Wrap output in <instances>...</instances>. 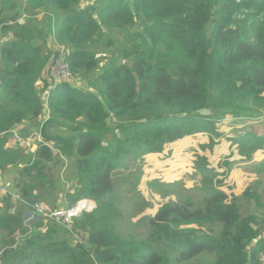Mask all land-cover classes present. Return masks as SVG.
Masks as SVG:
<instances>
[{
    "label": "trees",
    "instance_id": "trees-1",
    "mask_svg": "<svg viewBox=\"0 0 264 264\" xmlns=\"http://www.w3.org/2000/svg\"><path fill=\"white\" fill-rule=\"evenodd\" d=\"M9 7L18 10L7 13ZM23 11L43 18L21 23ZM0 25L13 34L0 48V173H15L14 191L27 202L47 201L59 189L65 157L70 205L85 197L97 203L69 227L45 219L30 231L20 213L1 212L12 200L0 195L1 264H261L264 219H241L236 199L221 187L236 163L264 170V160H255L264 153V123L231 136L218 126L227 117L264 121V0H26L25 7L0 0ZM117 33L124 37L116 50L99 56L94 47L116 45ZM54 35L86 89L55 85L49 76L53 51L45 44ZM46 106L41 134L49 144H36L26 158L23 144L10 146L11 131ZM201 132L213 143L230 142L217 165L222 171L201 157L195 168L206 177L203 186L143 215V233L119 234L113 172L135 161L141 179L147 155ZM218 222L226 225L219 238L200 231Z\"/></svg>",
    "mask_w": 264,
    "mask_h": 264
},
{
    "label": "rangeland",
    "instance_id": "rangeland-1",
    "mask_svg": "<svg viewBox=\"0 0 264 264\" xmlns=\"http://www.w3.org/2000/svg\"><path fill=\"white\" fill-rule=\"evenodd\" d=\"M21 1L25 3V0ZM84 1L86 0H83V2ZM31 19H33V22L40 21L34 18ZM40 25L42 26L43 23H40ZM140 29L141 28L137 26L132 28L131 32L138 33L141 31ZM114 36L117 40L116 45L114 43L111 46H106L105 41L94 47L99 56L104 58L108 54L111 55L112 51L116 50V47L119 45L118 40H123L124 33H117L111 37ZM39 43L43 45L44 41L41 40ZM48 45L49 42L45 44L46 50L48 49L49 52L53 51L51 45L47 47ZM96 73H98V71ZM91 76H94V74ZM80 84L82 89H86L84 83ZM226 120L229 121H224L218 126L220 131L224 132L226 136L238 134L239 131H241V129H238L240 128V124H236L239 121H232V117H227ZM255 120L256 119H253V121L249 122H253L256 126H260L264 123V121ZM43 124L40 125V130ZM50 145H52V143H50ZM229 146L230 142H227L224 138L218 140V142L215 140L213 143L208 133L201 132L186 137L180 145L173 149V151L170 148L164 154L147 155L146 162L142 167L143 177L141 179L136 178L133 174V171L136 170L135 161L126 169L113 172L112 179L116 183V201L123 211V219L117 227L118 233L121 235H139L143 233L145 231L144 227L141 224H137L143 215L155 213L159 206L167 202L186 198L187 193L184 192L185 189L193 188L196 184L203 186L202 179H206V177L201 173L196 174V162L201 160V157H206L208 159V165L210 167H215L217 171L220 172L222 171L221 167L217 165L220 161L223 162L227 159V156L231 153L232 149ZM55 151L59 152L58 150ZM62 160L65 162L64 166L61 167L60 165L57 169L60 171L58 174L59 179L57 176L56 181L59 189L56 191L50 190L49 193L53 196L48 197L47 201L36 202L44 205L49 211L71 206L70 201L66 199V189L70 187L73 175L68 174L70 164L67 158L64 157ZM27 162H24V165L28 164ZM14 174V172L10 174L6 173L5 177L6 180H8L6 182L13 183V178H16ZM220 177L217 176V178ZM58 182L64 186L62 187ZM164 182H176V185L174 187H169L160 184ZM221 189L227 192L231 198L233 196L236 199L241 219L249 214L264 219V170L257 172L250 165L247 166L236 163L233 166L231 176L225 181ZM249 189L251 193L257 195L259 202L257 198L247 193ZM11 200V203L9 201H4L1 212L20 213L24 224L29 226L30 231H33L36 225L44 223L45 219H47L46 222L49 223L48 220H50V218L35 212L29 205L18 199L11 198ZM40 228L44 227L42 226ZM200 231L210 232L214 237L219 238L226 231V225L222 222H218L213 226L206 224ZM1 239L0 237V245L3 244ZM259 259L261 264H264V262L261 261L260 255Z\"/></svg>",
    "mask_w": 264,
    "mask_h": 264
},
{
    "label": "built area",
    "instance_id": "built-area-1",
    "mask_svg": "<svg viewBox=\"0 0 264 264\" xmlns=\"http://www.w3.org/2000/svg\"><path fill=\"white\" fill-rule=\"evenodd\" d=\"M23 16H27V14L23 13ZM50 45L53 48V58L48 69V74L52 79L55 80V85L62 82H68L71 83L72 85L82 87L79 79L71 70L70 65L68 63L67 56L69 53V49L64 45L60 44L56 40L55 35L54 38L51 40ZM47 98H48V94L44 96V99L47 100ZM48 112L49 110L46 106L45 109V113L47 114L46 120L48 119ZM46 120H44V122ZM13 141L23 144V146L26 148L32 147L36 142L42 144H48L44 141L41 134V130L27 137H22L21 135L14 132ZM0 195L9 196L12 199H18L19 201H22L25 204L29 205L31 208H33L35 212L45 217H48L52 220H56L57 222L62 223L67 227L71 225L74 218L79 217L83 212L93 211L97 208V203L94 199L85 197L80 199L73 206L58 208L49 211L44 205L40 203L31 204L26 200H24L23 198H21L13 190V185L11 182L0 183ZM260 258L261 261L264 262V250L260 253Z\"/></svg>",
    "mask_w": 264,
    "mask_h": 264
},
{
    "label": "crops",
    "instance_id": "crops-1",
    "mask_svg": "<svg viewBox=\"0 0 264 264\" xmlns=\"http://www.w3.org/2000/svg\"><path fill=\"white\" fill-rule=\"evenodd\" d=\"M24 7H25V3H24ZM17 10H18L17 7H15V8H10L9 7V8L6 9L7 13H14ZM23 13H24V11H23ZM42 18H43V14L41 13V14L38 15V17H36L34 19L41 20ZM29 19H31V18H29L28 15L27 16H22L21 15L19 17L18 21L23 23V22H28ZM2 27H4V26L0 25V48L2 47L3 44H5L6 42H8L11 39H13L12 32L5 31V30H3ZM49 46H50V42H49V45L47 47H49ZM0 68H1V59H0ZM46 117H47V114L44 111L42 116L38 117V119H36V120H28V121L24 122L23 124L16 126L11 131V134H10V146H12V147L13 146H19V143L13 141L14 132H16L17 134H19L21 136H24V137H27V136H29L31 134H34L35 132H39V130H40L39 127H40L41 124H43L44 120H46ZM229 120H231V119H229ZM229 120H224V121L228 122ZM232 120H233V118H232ZM234 121H236V122L239 121L236 124L237 125L240 124V128H238V129H241V130H249L251 128H257V126L255 124H253V122H249L247 120L238 119V120H234ZM250 121H253V120H250ZM23 134H25V135H23ZM182 142L173 145L171 147V150L173 151V149H175ZM36 144H38V143L36 142L32 147H30L31 149L30 148H26L24 146H21L22 148L25 149L26 153L29 152L28 153V157L26 156V158H30V157H32L34 155V152H35L36 146H37ZM255 160H257V162H260V161L264 160V153L263 152L258 153L255 156ZM240 165H247V166L250 165V166H252L251 163H248V162H242V163H240ZM6 181H8V180H6L5 175L0 173V183H4Z\"/></svg>",
    "mask_w": 264,
    "mask_h": 264
},
{
    "label": "water",
    "instance_id": "water-1",
    "mask_svg": "<svg viewBox=\"0 0 264 264\" xmlns=\"http://www.w3.org/2000/svg\"><path fill=\"white\" fill-rule=\"evenodd\" d=\"M246 264H249V263H246Z\"/></svg>",
    "mask_w": 264,
    "mask_h": 264
}]
</instances>
